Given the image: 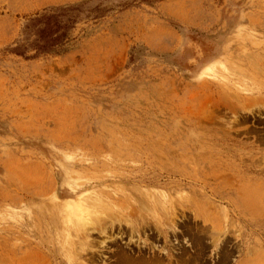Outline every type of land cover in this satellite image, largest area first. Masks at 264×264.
<instances>
[{
    "label": "rangeland",
    "instance_id": "rangeland-1",
    "mask_svg": "<svg viewBox=\"0 0 264 264\" xmlns=\"http://www.w3.org/2000/svg\"><path fill=\"white\" fill-rule=\"evenodd\" d=\"M154 258L264 264V0H0V264Z\"/></svg>",
    "mask_w": 264,
    "mask_h": 264
},
{
    "label": "trees",
    "instance_id": "trees-1",
    "mask_svg": "<svg viewBox=\"0 0 264 264\" xmlns=\"http://www.w3.org/2000/svg\"><path fill=\"white\" fill-rule=\"evenodd\" d=\"M81 4L55 6L51 11L31 18L25 27L34 37L13 47V51L25 55L26 50L32 48L34 53L31 56H35L63 50L60 45L67 38L69 29L80 18Z\"/></svg>",
    "mask_w": 264,
    "mask_h": 264
},
{
    "label": "bare ground",
    "instance_id": "bare-ground-1",
    "mask_svg": "<svg viewBox=\"0 0 264 264\" xmlns=\"http://www.w3.org/2000/svg\"><path fill=\"white\" fill-rule=\"evenodd\" d=\"M251 112V111H250ZM75 227V226H74ZM76 228V227H75ZM83 228H85L83 225H81V226H79V227H77L76 229L77 230H75L74 231V234H76V236H77V238H78V242H81V241H79V237H81V234L80 233H82V229ZM118 228H120V226L118 227ZM125 228V227H124ZM105 231V230H104ZM133 231V230H132ZM127 232V231H126ZM118 233L120 234L121 233V235L123 234V231L121 230V231H118ZM128 233H129V231H128ZM131 234V233H130ZM166 237V236H165ZM132 241V240H131ZM145 241V240H144ZM82 243V242H81ZM167 245V244H166ZM167 247V246H166ZM169 250V249H168ZM125 252V251H124ZM167 254L166 255H168L169 257H168V260H169V263H171L173 260H172V256H171V254H170V252L168 251V252H166ZM89 254V253H88ZM141 255V254H140ZM94 259V256H93V253H91L90 254V258L88 259V260H93ZM123 259H128V257H126V256H124L123 257ZM67 260H69L68 262H74L73 261V259H67ZM141 260V259H140ZM139 260V261H140ZM149 260V259H148ZM147 259H142L141 260V263L142 264H149V263H159V262H161L162 263V261L160 260V258H154L152 261H148ZM94 261V260H93ZM34 263V262H33ZM160 263V264H161Z\"/></svg>",
    "mask_w": 264,
    "mask_h": 264
}]
</instances>
